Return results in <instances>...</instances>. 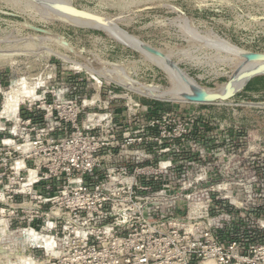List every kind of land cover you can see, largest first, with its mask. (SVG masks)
Masks as SVG:
<instances>
[{"label": "built area", "instance_id": "2783aa9c", "mask_svg": "<svg viewBox=\"0 0 264 264\" xmlns=\"http://www.w3.org/2000/svg\"><path fill=\"white\" fill-rule=\"evenodd\" d=\"M209 1L200 0L198 11L210 10ZM172 9L177 18H157L146 29L157 32L174 26L179 40L190 45L195 38L184 29L187 20L202 33L212 31L245 50L264 54L254 51L264 48L262 23L261 28L242 29L250 36L237 30L231 35L232 26L225 31L205 30V21ZM191 46L207 50L199 44ZM145 62L155 76L162 72L170 81L158 66ZM79 65L74 60L69 71L81 72ZM128 74L139 81L130 70ZM193 78L208 87L205 77ZM111 80L109 88L97 86L80 105L69 101L78 87L62 85L55 97L66 114L49 105L50 93L45 91L35 102L42 104L44 121L53 124L50 133L54 134H46L49 148L43 151L54 150L55 157L44 160H52L51 167L57 168L56 177L64 185L58 196L36 194L44 181L42 171L48 168L36 169L29 189L30 172L18 170L15 162L11 169L19 188L6 232L26 215L28 228L20 229L26 237L36 243L39 236L52 238L51 248L39 243L36 247L46 257L41 264H264V102L235 103L236 93L225 100L218 115L210 103L159 99ZM144 84L164 89L155 82ZM27 112L29 118L19 113L26 132L21 146L30 143L33 149L21 153L16 147L26 167L38 146L33 141L34 105ZM9 134L17 137L15 131ZM1 144L16 145L11 138ZM4 202L7 199L0 196V206ZM21 202L30 212L20 207Z\"/></svg>", "mask_w": 264, "mask_h": 264}, {"label": "rangeland", "instance_id": "374dc122", "mask_svg": "<svg viewBox=\"0 0 264 264\" xmlns=\"http://www.w3.org/2000/svg\"><path fill=\"white\" fill-rule=\"evenodd\" d=\"M209 2L210 10L202 13L197 9L200 0H153L149 3H146V0H0V50L4 51L0 52V88H2L0 90V110L2 111L4 107V91L12 90L14 82L22 77L32 82L30 84L43 80L42 84L37 83L39 85L36 86L37 88L35 87L37 90L35 92L40 97L43 96V91L50 93L49 105L59 110L60 115L66 114V112L63 111V106L55 96L62 85L70 88L78 87L77 91H72L69 101L72 104L80 105L86 96L95 93L94 88L97 86L103 84L105 88H109V84L113 83L111 79L118 81V83L121 82L131 90L147 92L159 99L170 97L179 101L194 100L197 102L202 96L208 98L222 96L226 99L238 92L233 98L235 103L243 100H253L255 104L264 102V78H262L264 77V67L257 72L250 73L254 67L253 64L264 62V55L261 53L256 54L245 50L231 41L219 37L212 31L202 33L192 27L187 20L184 22L185 31L191 38L199 40H191L190 45L179 40L174 26L160 28L157 32L153 29H146L147 25L157 18L168 17L171 20L177 18L178 14L172 7L186 12L191 18L205 21L206 24L203 27L205 30L225 31L227 30L226 27L232 26L231 35H235L237 30L244 36H250L252 34L250 31L242 29L247 30L254 25L258 28L263 27L260 24H264V0H210ZM64 3L70 4L79 12H88L87 14L92 19L112 22L130 34L139 36L147 41L142 40L150 55L123 42L109 31L74 25L72 15L63 8ZM230 4H233L235 8L229 9ZM146 7L153 9L144 10ZM254 32L257 31L254 30ZM35 38H38V41H31ZM37 43L41 45L33 48L34 51H23L25 50L24 45L35 46ZM198 44L207 50L203 52L191 46ZM20 47H23V50ZM208 50H212L213 53L208 52ZM260 50L264 53V48H254L256 52H260ZM10 54L12 57L8 58L7 56L5 58V55ZM140 54L145 58V61L161 68L169 76L170 81L162 72L155 76L149 71V65L143 61ZM195 54L199 57L194 58ZM220 58L227 60L228 63L225 60L219 61ZM74 60H77L80 64L79 67L83 69L77 74L69 71L72 69ZM205 60L209 64L205 68L197 69L193 67L194 65L187 63H202ZM217 61L225 64V67L217 64ZM182 63L185 65L182 66ZM110 64L115 65L113 69H109ZM121 66L125 69H122ZM127 69L136 74L139 81L144 83L155 82L161 84L166 90L156 85L141 83L135 80L136 77L129 79ZM174 69L184 72L189 82H184L177 77L173 72ZM88 70H91L92 73ZM195 75L205 77L209 83L208 87L200 85L193 78ZM247 75H249L247 82L254 78L248 90L244 86L243 91L240 89L230 94L226 92L227 88L237 85ZM254 95H257L258 98L253 99ZM35 102L27 100L24 102L25 105L22 104L20 108L21 116L29 118L31 115H28L27 109L34 105L35 114L32 117L36 119L33 126L36 129V132L33 133V141L37 142L38 146L31 153L30 160H27L26 163L30 169H38L39 166L48 168L42 171L41 178L44 181L36 189V194L58 196L61 191L60 187L64 185V182L60 181L61 177H56V173L59 171L57 168L51 167L52 160L48 163L47 160H44L48 157H55L56 151H43L45 148H49L47 141L49 136L54 134L50 133L53 124L44 121L45 113L40 110L42 104L36 105ZM217 102L225 105L226 101ZM66 110L70 111L69 108ZM6 119H2L0 123L3 124V127L0 128V196L7 199V203L4 202L6 205L1 204L0 209H5L2 214L4 217L2 225L8 226L13 221L11 216H13L16 208L13 198L15 190L19 188L18 186L15 187L18 178L11 168L15 162L25 159L21 155L22 152L20 151V153L16 147L23 145L26 132L24 131V123L21 121L15 122L12 118ZM16 128L17 137L13 138L9 133L16 131ZM31 128L29 127L28 130ZM41 130H44L45 133H40ZM23 133L24 135L21 136L20 134ZM48 133H50L49 136H46ZM10 138L14 140L16 145L14 147L2 146L1 140ZM63 138L64 136L60 137L59 140ZM23 177H26V173ZM19 204L24 211L30 212V209L23 202ZM27 219L26 215L20 217L16 225L7 233V236L2 237L3 240L0 241V264H21L19 257L23 255L32 258L33 264H41L45 260L43 251L36 249L39 244L32 242L20 230L28 228Z\"/></svg>", "mask_w": 264, "mask_h": 264}, {"label": "bare ground", "instance_id": "6f19581e", "mask_svg": "<svg viewBox=\"0 0 264 264\" xmlns=\"http://www.w3.org/2000/svg\"><path fill=\"white\" fill-rule=\"evenodd\" d=\"M63 8L66 9L67 11H69V13L72 15V17H73L72 22H73L74 25L82 26V27H85V28H97V29L100 28V30L109 31V32L115 34L123 42H125V43H127L129 45H132L134 47H137L140 50H142L144 53L150 55V52L146 48L147 46L144 45L143 41L138 36H135V35L130 34L127 30L119 27L118 25H116V24H114L112 22H104V21H101V20L92 19V18H90V15L87 14L88 12L87 13L86 12L85 13L79 12L77 9H75L73 6H71L68 3H64L63 4ZM38 38H35V39L31 40V41H38ZM40 45H41L40 43H37L35 46H31L30 44L29 45L27 44V46L24 45L25 50H23V47H20V48H22L21 50H23V51H34L35 49H33V48L38 47ZM30 47H32V48H30ZM0 52H4V51H1L0 50ZM256 54H260V53H256ZM262 55H264V54H262ZM7 56H8V58L10 56L12 57V55L10 54V55H5V58ZM191 56H193V55H191ZM1 57L3 58V56H1ZM193 57L196 58V56H193ZM154 59H155V57L153 58V60ZM162 59H163V57H162ZM224 60L225 59H223V58H220L219 59V61H224ZM219 61H217V64H220V65H222V66L225 67V64H221ZM225 61L227 62V60H225ZM6 62H7V60H6ZM187 63L188 64H191V65H195V66H209V64L207 63L206 60H205V62H202V63H199V62H196V63L187 62ZM3 64H5V63L3 62ZM253 65H254V67L253 68L251 67L252 69L250 71L251 74L254 73V72H257L259 69L263 68L264 67V62H257L256 64H253ZM231 66H233V65H231ZM210 67H212V66H210ZM227 67H229V66H227ZM121 68L122 69H125L122 66H121ZM88 72H91V70H88ZM173 72L182 81L189 82V79L185 76L184 72H182L180 70H175V69L173 70ZM248 76L249 75L245 76V78H243V80H241L237 85H232L229 88H227L226 89V92L228 94H230V93H233V92H235L237 90L242 89L245 86V84L247 83V80L249 78ZM130 78L131 77H129V79ZM127 79H128V77H127ZM39 81H41V80H39ZM39 81L37 83H39V84L40 83L41 84L43 83L42 82L43 80L41 82H39ZM128 81H131V80H128ZM193 82L196 83L195 81H193ZM30 83H32V82H29V80L27 78L22 77L21 79L16 80L14 82V84L12 85V90H10L9 92L4 91L5 99H4V107H3V110L2 111L0 110L1 111L0 112V123H1V120L2 119H6V118H12L15 122H19L20 121L19 120L20 119L19 113H20L21 105L24 104V102H26L27 100H29L31 102H34V101L37 102V101H39L40 95L35 92V90L37 88L36 86L39 85V84H37L36 82H35V84H30ZM233 84H235V83H233ZM205 87H207V86H205ZM0 90H2V88H0ZM145 94L151 96V94H148L147 92ZM176 101H179V100H176ZM210 104H212L213 107H214V113H216L218 115L222 113V110H223V108L225 106L224 104L219 103V102H213V103H210ZM6 120H8V119H6ZM1 127H3V124H0V128ZM15 132L17 133V128H16V131ZM17 147L20 149V151L22 153H24V152L32 149V146L30 145V143H28L25 146L19 145ZM17 163H18V170L24 169V170L30 172V174H31L30 178L31 179H30L29 183H26V186L29 189H31L32 188V184H33V182L35 180V174L37 173V170L36 169H30L29 167H26L25 166V162H23L22 160H19ZM3 210L4 209H0V235H1L0 236V241L3 240L2 237H6L7 236V232H6L7 226L5 224L2 225V223L4 222V220H3L4 217H2V215H1L3 213ZM37 241H38L39 244H42V245L43 244H47L46 245L47 248H51V246L54 245V240H52V238H44L43 236H39V237H37ZM44 241H46V242H44ZM19 258H20L19 260L21 262H23V264H30V263L33 262L31 258L25 257L24 255L21 256V257H19Z\"/></svg>", "mask_w": 264, "mask_h": 264}, {"label": "water", "instance_id": "95a60500", "mask_svg": "<svg viewBox=\"0 0 264 264\" xmlns=\"http://www.w3.org/2000/svg\"><path fill=\"white\" fill-rule=\"evenodd\" d=\"M256 78V77H255ZM253 79V78H251ZM251 79L246 83L245 87L249 84V82L251 81ZM232 97V96H231ZM230 97V98H231ZM229 98H223L222 96H215L213 98H208L206 96H202V98L200 100H198V102H203V103H213V102H217V101H222V100H227Z\"/></svg>", "mask_w": 264, "mask_h": 264}, {"label": "trees", "instance_id": "16d2710c", "mask_svg": "<svg viewBox=\"0 0 264 264\" xmlns=\"http://www.w3.org/2000/svg\"><path fill=\"white\" fill-rule=\"evenodd\" d=\"M262 78H264V77H262ZM251 82H252V80H251V81L249 82V84L246 86V89H247V90L249 89Z\"/></svg>", "mask_w": 264, "mask_h": 264}]
</instances>
